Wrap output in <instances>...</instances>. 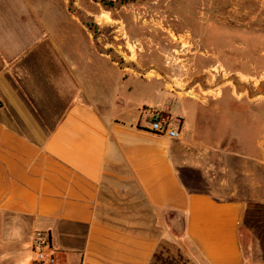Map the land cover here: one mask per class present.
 Masks as SVG:
<instances>
[{
  "label": "crops",
  "instance_id": "1",
  "mask_svg": "<svg viewBox=\"0 0 264 264\" xmlns=\"http://www.w3.org/2000/svg\"><path fill=\"white\" fill-rule=\"evenodd\" d=\"M49 6L0 0V233L13 218L24 228L0 254L36 264L32 237L41 232L54 264H159L169 238L192 264H249L243 234L264 218V204L221 198L196 174L181 179L186 149L147 131L141 116L138 125L106 118L87 70L48 28ZM155 90L154 117L193 131L181 109L194 117L196 103Z\"/></svg>",
  "mask_w": 264,
  "mask_h": 264
},
{
  "label": "rangeland",
  "instance_id": "2",
  "mask_svg": "<svg viewBox=\"0 0 264 264\" xmlns=\"http://www.w3.org/2000/svg\"><path fill=\"white\" fill-rule=\"evenodd\" d=\"M48 1L44 20L87 70L89 94L106 118L151 119L160 86L194 101V117L181 109L193 131L167 118L183 126L179 177L196 174L221 198L264 204V0ZM254 222L242 250L246 263L264 264V218ZM158 254L159 264H192L170 238Z\"/></svg>",
  "mask_w": 264,
  "mask_h": 264
},
{
  "label": "built area",
  "instance_id": "3",
  "mask_svg": "<svg viewBox=\"0 0 264 264\" xmlns=\"http://www.w3.org/2000/svg\"><path fill=\"white\" fill-rule=\"evenodd\" d=\"M145 129L155 135L165 137L169 140H180L183 136V130L181 125H173L172 122L163 121L160 118L152 117L145 121ZM50 244L49 236L36 232L32 239V245L37 248V264H54L55 259L48 256L44 249Z\"/></svg>",
  "mask_w": 264,
  "mask_h": 264
},
{
  "label": "clouds",
  "instance_id": "4",
  "mask_svg": "<svg viewBox=\"0 0 264 264\" xmlns=\"http://www.w3.org/2000/svg\"><path fill=\"white\" fill-rule=\"evenodd\" d=\"M24 228L23 223L17 218H13L7 227L0 233V248H7L12 244L20 243L23 240ZM13 260L9 252L5 251L0 254V264L5 261ZM13 264L15 261L13 260Z\"/></svg>",
  "mask_w": 264,
  "mask_h": 264
},
{
  "label": "trees",
  "instance_id": "5",
  "mask_svg": "<svg viewBox=\"0 0 264 264\" xmlns=\"http://www.w3.org/2000/svg\"><path fill=\"white\" fill-rule=\"evenodd\" d=\"M111 3H112V2H111ZM104 6H107V5L104 4ZM89 30L92 31L91 27H89ZM49 241H50V238H49Z\"/></svg>",
  "mask_w": 264,
  "mask_h": 264
},
{
  "label": "bare ground",
  "instance_id": "6",
  "mask_svg": "<svg viewBox=\"0 0 264 264\" xmlns=\"http://www.w3.org/2000/svg\"><path fill=\"white\" fill-rule=\"evenodd\" d=\"M100 23L106 24V22H104V21H100Z\"/></svg>",
  "mask_w": 264,
  "mask_h": 264
}]
</instances>
